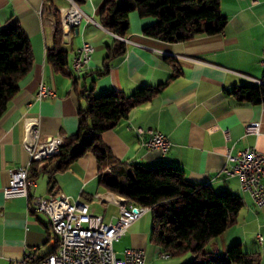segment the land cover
I'll use <instances>...</instances> for the list:
<instances>
[{
	"label": "crops",
	"instance_id": "0c3cea01",
	"mask_svg": "<svg viewBox=\"0 0 264 264\" xmlns=\"http://www.w3.org/2000/svg\"><path fill=\"white\" fill-rule=\"evenodd\" d=\"M104 1L82 0L79 4L88 18L70 30L62 29L61 48L69 62L56 71L47 60L54 29L51 9L64 7L67 1L0 0V29L17 22L33 54L30 70L18 82V91L0 116V264H11L26 252L42 257L54 250L49 220L43 212L28 207V197L61 192L71 201L86 203L92 215L100 216L103 222L118 216L116 204L94 197L110 190L100 182L96 160L90 154L79 157L62 172H51L53 163L40 170L44 162L38 163L40 172L35 185L28 186V197L6 199L3 188L9 183L11 170L29 163L30 153L23 145L28 127L37 129L38 141L58 134L66 138L77 133V112L86 107L89 95H130L140 87L161 84L151 100L132 108L127 117L104 131L103 142L129 167H178L191 183L240 196L242 206L236 222L208 241L204 250L221 257L230 245L238 243L245 252H257L260 264H264V205L256 206L250 193L240 188L238 178L222 172L228 152L236 154L254 147L264 155V103L241 102L232 94L242 84L261 82L264 0H220V11L227 19L224 28L184 42L145 35L143 28L155 18L140 17L136 11L129 13L125 36L114 35L100 23ZM83 42H89L94 50L90 61L77 73L72 57ZM119 43L123 52L112 56L111 50ZM42 82L54 91L53 97L36 99ZM250 121L259 122L257 135L245 132ZM138 128L163 133L170 143L168 151L147 150ZM149 211L131 223L121 237L126 248L142 249L146 264L193 260L186 254L172 259L160 257L162 251L150 241Z\"/></svg>",
	"mask_w": 264,
	"mask_h": 264
},
{
	"label": "trees",
	"instance_id": "16d2710c",
	"mask_svg": "<svg viewBox=\"0 0 264 264\" xmlns=\"http://www.w3.org/2000/svg\"><path fill=\"white\" fill-rule=\"evenodd\" d=\"M131 11H136L140 17L155 18L154 23L143 28V33L169 42L216 34L227 22L220 11V0H105L99 15L100 23L114 35L124 37ZM51 16L54 29L47 60L59 71L68 65L69 59L61 48L62 29L57 8L51 9ZM122 52L120 43L117 49L111 50L112 56ZM32 63L31 44L20 25L11 22L1 28L0 116ZM162 85L143 86L130 95L116 92L89 95L86 107H80L77 112V133L65 138L60 153L45 159L42 169L38 163H32L28 178L35 179L40 170L52 163L51 172L65 171L79 157L90 154L96 160L100 182L107 189L152 212L150 241L162 252L172 257L190 254L193 260L184 264H260L257 252H245L238 243L230 245L221 257L210 256L204 250L208 241L236 222L242 206L240 196L218 193L209 185L191 183L178 167H129L103 142L104 131L127 117L132 108L151 100ZM232 94L241 102L264 103V73L261 83L242 84ZM108 167H111L110 171H107ZM128 168H131L132 176L128 174Z\"/></svg>",
	"mask_w": 264,
	"mask_h": 264
},
{
	"label": "built area",
	"instance_id": "2783aa9c",
	"mask_svg": "<svg viewBox=\"0 0 264 264\" xmlns=\"http://www.w3.org/2000/svg\"><path fill=\"white\" fill-rule=\"evenodd\" d=\"M66 1V6L60 7L59 19L61 29L67 31L88 16L78 3L73 0ZM93 50L89 42H83L74 53V70L77 73L90 61ZM54 95V91L43 82L38 85L35 93L36 99ZM245 132L257 135L259 122H248ZM137 134L147 150L161 153L168 151L170 143L160 131L138 128ZM37 138V129L33 126L28 127L23 145L30 153L29 163L11 170L9 183L3 188L6 199L15 196L28 197V186L35 185V180L28 178L30 165L59 154L62 145L65 144V137L60 134L40 141ZM226 162L227 166L222 169V172L227 176H236L240 188L250 193L256 206L264 205V155L256 151L254 147H247L236 154L228 152ZM110 170L111 167H108L107 171ZM94 197L118 206V216L114 221L103 222L100 216L92 215L86 203L78 200L71 201L68 195L61 192L47 197H28V207L34 211L43 212L47 216L55 247L52 252L42 257L36 256L33 251L26 252L20 259L13 260L11 264H146L142 249L126 248L122 258H118L113 243L119 241L130 224L146 213L149 208L134 205L125 196L111 190L96 193ZM86 221L88 224L84 225ZM258 239L262 240L260 236ZM159 255L161 258H166L165 252Z\"/></svg>",
	"mask_w": 264,
	"mask_h": 264
},
{
	"label": "rangeland",
	"instance_id": "374dc122",
	"mask_svg": "<svg viewBox=\"0 0 264 264\" xmlns=\"http://www.w3.org/2000/svg\"><path fill=\"white\" fill-rule=\"evenodd\" d=\"M148 223H149L150 228H152V212L151 211L148 212ZM150 233H151V231H150ZM113 247H114V251L116 252L117 257L122 258V253L126 249V243L124 241V238H121L119 241L114 242ZM186 255L189 256L190 254H186ZM180 257L181 256H175V257H170V258L172 259V258H180ZM188 261L189 260L185 259L184 263L188 262Z\"/></svg>",
	"mask_w": 264,
	"mask_h": 264
},
{
	"label": "bare ground",
	"instance_id": "6f19581e",
	"mask_svg": "<svg viewBox=\"0 0 264 264\" xmlns=\"http://www.w3.org/2000/svg\"><path fill=\"white\" fill-rule=\"evenodd\" d=\"M58 13L61 15V8H58ZM72 67L74 69V62H73V57H72ZM170 256L169 254L166 253V257Z\"/></svg>",
	"mask_w": 264,
	"mask_h": 264
},
{
	"label": "water",
	"instance_id": "95a60500",
	"mask_svg": "<svg viewBox=\"0 0 264 264\" xmlns=\"http://www.w3.org/2000/svg\"><path fill=\"white\" fill-rule=\"evenodd\" d=\"M127 172H128V174H129L130 176H132L131 168H128V169H127Z\"/></svg>",
	"mask_w": 264,
	"mask_h": 264
}]
</instances>
